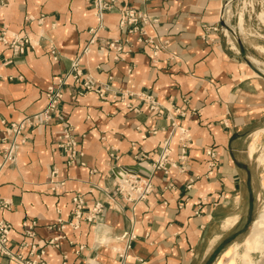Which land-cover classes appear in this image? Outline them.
<instances>
[{
  "label": "crops",
  "instance_id": "crops-1",
  "mask_svg": "<svg viewBox=\"0 0 264 264\" xmlns=\"http://www.w3.org/2000/svg\"><path fill=\"white\" fill-rule=\"evenodd\" d=\"M105 1L99 20L93 0H0V25L39 42L13 58L0 41V162L1 121L41 112L48 87L76 58L105 91L101 96L70 79L57 115L28 129L16 164L0 168V202L11 203L0 220L13 225L8 248L21 257L0 256V264H237L230 258L236 246L264 250V232L255 229L263 213L254 209L264 198V133L259 154L250 144L254 130L264 129V78L216 31L225 0ZM127 9L158 19L147 28L165 43L157 56L139 34L119 29ZM114 40L129 51L123 60L109 48ZM67 129L81 152L74 164L58 147ZM167 140L176 167L155 173L148 200L125 203L112 191L113 168L149 169ZM208 151L215 153L211 174ZM54 170L65 181L56 190ZM77 196L84 218L75 229ZM96 200L104 209L88 222ZM24 221L37 222L33 237ZM220 250L229 256L214 258Z\"/></svg>",
  "mask_w": 264,
  "mask_h": 264
},
{
  "label": "built area",
  "instance_id": "built-area-1",
  "mask_svg": "<svg viewBox=\"0 0 264 264\" xmlns=\"http://www.w3.org/2000/svg\"><path fill=\"white\" fill-rule=\"evenodd\" d=\"M108 5L109 4L105 0H93L95 14L99 20L103 19L104 13L108 10ZM44 19L45 17L42 16L39 19V22L43 23ZM34 20L35 18L33 16H29L27 18V21L30 22ZM156 23H158V19L151 18L150 15L144 10L127 9L119 13V29L126 30L128 34H139L140 42H145L152 46L154 56H157L158 52L165 47V43L161 42L160 40L155 41L152 37L148 36L147 28L152 27ZM92 40H95V36ZM0 41L4 45L11 48L13 52V58L22 56L27 50L34 49L35 46L39 44V42L36 41L29 33L12 32L7 27L1 25ZM109 48L115 53V58L117 60H123L124 56L129 52H124L123 43L120 40L109 42ZM51 53L55 56V59H58V53L54 47L51 48ZM70 79L76 83H81L84 90H95L101 96H104L105 94L104 89L97 86L96 82L92 78L85 76L81 62L78 58H76L72 62L71 68L67 71V73L58 79L57 84L48 87L46 91V105L41 112L26 116L19 122L8 123L6 120L1 121V124L4 127V136L2 138L4 146L0 168H3L8 164H16L19 146L25 142V132L28 129L36 127L40 123H49V121H51V119L57 115L60 103L63 100L64 88ZM186 132V129H180V141L182 148L181 159L185 158L186 149L188 146V139L184 137ZM58 147L66 152L67 162L69 164H74L75 162L79 161L81 152L78 149V142L72 136L71 129H67L65 131L63 136L60 138ZM207 154L212 158L209 162L210 170L208 172L211 174L213 168L216 165L215 153L213 151H208ZM171 155L172 150L170 143L167 140L161 148L158 159L149 169L141 167V164L133 167L122 166L113 168L112 191L128 204H136L148 200L155 188V173L160 170L168 173L171 168L176 167V164L171 161ZM50 183L52 189L56 190L59 188V186L64 185L65 181L60 179L58 171L54 170L51 175ZM192 183L193 182L188 185V188H191ZM105 191L107 192L106 189ZM73 200L76 205L75 221L74 223H70V225L77 229L79 228V220L84 218L82 213L84 201L80 196L75 197ZM9 208H11V203L9 201L2 200L0 202V210ZM103 209L104 202L101 200H96L93 208L88 212L87 216H85V219L88 222L94 221ZM36 225L37 222L35 221H24L22 226L25 234L29 237H33L35 235ZM61 228H65V226H61ZM12 234L13 225L6 220H0V256H7L12 259L20 260L21 257L12 254L8 248ZM30 245L33 249L36 247V244L30 243ZM41 254H44V251H42ZM23 263L36 264L37 261H24Z\"/></svg>",
  "mask_w": 264,
  "mask_h": 264
},
{
  "label": "rangeland",
  "instance_id": "rangeland-1",
  "mask_svg": "<svg viewBox=\"0 0 264 264\" xmlns=\"http://www.w3.org/2000/svg\"><path fill=\"white\" fill-rule=\"evenodd\" d=\"M241 14H243L242 27L239 23L242 18ZM227 24L234 29L235 34L231 32V28ZM216 31L225 46L231 48L232 52L242 56V47L246 51L248 59L251 61L253 59L257 65L253 64L264 71V0H225L221 12V22ZM261 82L264 85V79ZM254 131L255 134L250 138V144L252 151L257 152L260 145V133H264V129L261 132L256 129ZM254 209L264 213V198ZM223 244H221L222 247L226 246ZM257 245L248 244L245 249L236 246L235 252H231L233 257L230 255V258L232 257L231 259L235 260L237 264H264V250L257 249ZM227 254L228 252L220 250L214 253V258H227Z\"/></svg>",
  "mask_w": 264,
  "mask_h": 264
},
{
  "label": "bare ground",
  "instance_id": "bare-ground-1",
  "mask_svg": "<svg viewBox=\"0 0 264 264\" xmlns=\"http://www.w3.org/2000/svg\"><path fill=\"white\" fill-rule=\"evenodd\" d=\"M230 6V5H229ZM242 23H243V17L241 18V20H240V27H242ZM228 25V27H229V24H227ZM229 28H231V27H229ZM227 31H229V30H227ZM231 32H233L234 34H235V32H234V29L233 28H231ZM230 40V39H229ZM253 62V61H252ZM254 63V62H253ZM255 64V63H254ZM260 70H261V72H263L264 73V71L260 68ZM255 229H256V231H257V233L260 231V232H264V213L261 215V219L259 220V221H257V223H256V226H255ZM254 228H253V230H255ZM256 231H254V232H256ZM263 238H264V235H263ZM255 245V244H254ZM234 250V249H233ZM228 256H229V252H228V254H227ZM231 255V254H230ZM226 256V255H225ZM232 257H233V254L231 255ZM264 256V255H263ZM231 257V258H232ZM232 260V262H233V259H231ZM229 261V260H228ZM227 262V261H226ZM225 263V262H224ZM231 263V262H230ZM234 263V262H233ZM227 264H228V262H227Z\"/></svg>",
  "mask_w": 264,
  "mask_h": 264
},
{
  "label": "water",
  "instance_id": "water-1",
  "mask_svg": "<svg viewBox=\"0 0 264 264\" xmlns=\"http://www.w3.org/2000/svg\"><path fill=\"white\" fill-rule=\"evenodd\" d=\"M223 24V23H222ZM241 53H242V57L246 60L247 64L256 72L258 73L260 76H262L264 78V73L261 72V70L259 68H257V66H255L253 64V62L251 60L248 59V56L246 54V51L241 47Z\"/></svg>",
  "mask_w": 264,
  "mask_h": 264
}]
</instances>
